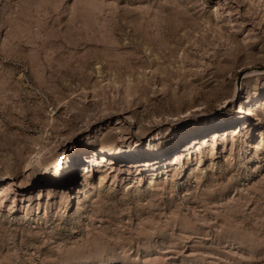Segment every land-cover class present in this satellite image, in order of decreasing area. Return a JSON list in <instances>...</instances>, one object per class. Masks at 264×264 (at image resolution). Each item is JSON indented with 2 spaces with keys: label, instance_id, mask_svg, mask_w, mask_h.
Masks as SVG:
<instances>
[{
  "label": "rangeland",
  "instance_id": "374dc122",
  "mask_svg": "<svg viewBox=\"0 0 264 264\" xmlns=\"http://www.w3.org/2000/svg\"><path fill=\"white\" fill-rule=\"evenodd\" d=\"M249 96L258 116L150 184V138L180 147ZM263 133L264 0H0V264H264ZM120 145L140 155L84 175ZM64 154L75 173L41 178Z\"/></svg>",
  "mask_w": 264,
  "mask_h": 264
},
{
  "label": "bare ground",
  "instance_id": "6f19581e",
  "mask_svg": "<svg viewBox=\"0 0 264 264\" xmlns=\"http://www.w3.org/2000/svg\"><path fill=\"white\" fill-rule=\"evenodd\" d=\"M249 100L250 101H249L248 107H246L245 111L243 109L245 102L242 103L240 105V109L236 111V114H237L236 121L235 120L226 121L222 117L212 118V120H210L211 122L209 121L206 122V124L203 127L196 128L192 131L187 132L188 134L187 136H185L186 138L184 137L186 140V143L180 147H178L177 145H174L168 151H164L163 149L154 150L153 148L158 139L156 137L150 138V140L148 141V147H150V151L147 154H145L144 157H145L146 163L149 166H153V167H148L147 169L145 168L146 170H143L144 173L145 171L146 173H148L149 178H150V184L154 186L156 185L155 181H156L157 176H159L160 171H162L160 174L168 176L171 166L175 162L177 155L180 154L182 157L184 156L186 157V155H190L193 152V150L196 149L200 145L209 146L211 140H214L213 144L214 146H216L219 143V139L227 137L228 135L233 133V131L239 128V124H241V122H239L242 120V117L240 114L244 113V115L258 116V113L256 110H257V107L261 104L260 101H258V98L253 99L251 96H249ZM198 107L199 106H197L194 109L198 110L199 109ZM192 110L190 109L186 111V114L191 113ZM263 144H264V133L260 141L258 139V141L252 144V148L254 150L255 149L260 150ZM51 147H52V144L50 145L48 144V146L37 148L31 155H29L25 163L26 170L28 171L29 168L35 169L39 165L41 166L43 156H45V153L51 150L50 149ZM132 147L133 146L125 147V146L120 145L119 147H115V148L102 147V148L92 150L90 153V156L87 157L86 160H84V164H85L83 167L84 175L89 180L92 178L94 179L96 171L101 166H103V164H106L107 162H110L112 164L114 160H120L122 158V153L127 148H129V152L132 155V157H134L137 154L140 155V153L138 152L140 145L139 146L137 145V148L134 152L132 151ZM82 161L83 159L80 156L75 158L73 157L72 154L60 155L54 158L50 162L49 165L46 164L44 165V167H42L43 171L40 174L41 178L45 179L46 181L53 182V183L58 182L59 180H62L63 178H68V175L70 173H72V175L75 173V170L73 169V165L77 163H82ZM104 181H105V177L102 176L100 183H103ZM2 192L3 191H0V196L4 194V193L2 194Z\"/></svg>",
  "mask_w": 264,
  "mask_h": 264
}]
</instances>
